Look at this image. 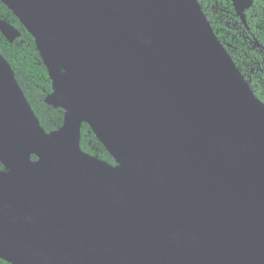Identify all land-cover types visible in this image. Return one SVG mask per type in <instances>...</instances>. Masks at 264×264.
Returning <instances> with one entry per match:
<instances>
[{
  "label": "water",
  "instance_id": "95a60500",
  "mask_svg": "<svg viewBox=\"0 0 264 264\" xmlns=\"http://www.w3.org/2000/svg\"><path fill=\"white\" fill-rule=\"evenodd\" d=\"M0 2L65 110L46 135L0 56V260L264 264V104L197 0ZM250 3L232 0L242 21Z\"/></svg>",
  "mask_w": 264,
  "mask_h": 264
},
{
  "label": "trees",
  "instance_id": "16d2710c",
  "mask_svg": "<svg viewBox=\"0 0 264 264\" xmlns=\"http://www.w3.org/2000/svg\"><path fill=\"white\" fill-rule=\"evenodd\" d=\"M197 1L217 39L223 44L233 63L249 83L254 95L264 104V86L258 85L256 81L253 62L248 59L244 63L241 58V52H239V50L241 51V45L237 39H239L238 34L241 32L238 26H234L236 23L239 24V18L233 14L234 9L231 0ZM257 2L258 0H255L253 6H251L257 7ZM214 4L217 6L215 9L212 8ZM219 9L223 10V12L219 11ZM0 20L7 22L20 33L11 42L0 33V56L11 68L14 78L38 120L41 129L46 135L51 136L62 128L65 110L60 106L54 107L45 103L46 97L53 93V86L48 75V69L37 50L36 40L28 33L19 19L1 2ZM231 39H234V42L230 43ZM227 43H230L231 46H228ZM243 49L247 50L248 46H244ZM251 67L253 72H251ZM58 72L61 75L64 74V70L61 67H58ZM79 146L83 153L109 164H114L113 158L86 123H82L80 127ZM31 161L36 162L37 158L31 156ZM3 170H5V167L0 162V171ZM0 264L9 263L0 260Z\"/></svg>",
  "mask_w": 264,
  "mask_h": 264
},
{
  "label": "flooded vegetation",
  "instance_id": "af4514ba",
  "mask_svg": "<svg viewBox=\"0 0 264 264\" xmlns=\"http://www.w3.org/2000/svg\"><path fill=\"white\" fill-rule=\"evenodd\" d=\"M254 1L251 0L247 8L242 11L243 21L236 14L233 7L234 16L239 18V24L236 23L234 26H238L241 32L238 34L239 39H237L241 45V51L238 49L241 52V58L244 60V63L248 59L253 62L256 81L258 85L264 86V0H258L256 3L257 7H252ZM216 7V4L212 6L213 9ZM219 11L223 12L220 9ZM234 39H231L230 43L234 42ZM230 43H227L228 46H231ZM244 46H248V49L244 50ZM251 72H253L252 67Z\"/></svg>",
  "mask_w": 264,
  "mask_h": 264
}]
</instances>
